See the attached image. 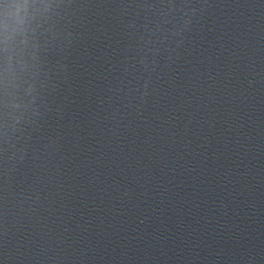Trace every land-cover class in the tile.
<instances>
[{
    "label": "water",
    "instance_id": "1",
    "mask_svg": "<svg viewBox=\"0 0 264 264\" xmlns=\"http://www.w3.org/2000/svg\"><path fill=\"white\" fill-rule=\"evenodd\" d=\"M0 264H264V0H0Z\"/></svg>",
    "mask_w": 264,
    "mask_h": 264
}]
</instances>
